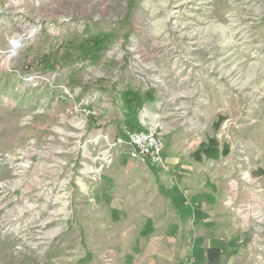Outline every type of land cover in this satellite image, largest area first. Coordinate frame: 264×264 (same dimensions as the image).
<instances>
[{
	"label": "rangeland",
	"instance_id": "374dc122",
	"mask_svg": "<svg viewBox=\"0 0 264 264\" xmlns=\"http://www.w3.org/2000/svg\"><path fill=\"white\" fill-rule=\"evenodd\" d=\"M129 92L160 99L176 123L196 109L236 114L238 177L253 188L264 0H0V264H95L109 217L91 189L127 144L111 143Z\"/></svg>",
	"mask_w": 264,
	"mask_h": 264
},
{
	"label": "crops",
	"instance_id": "0c3cea01",
	"mask_svg": "<svg viewBox=\"0 0 264 264\" xmlns=\"http://www.w3.org/2000/svg\"><path fill=\"white\" fill-rule=\"evenodd\" d=\"M161 103L154 98L141 115L143 128L157 126L163 133L165 168L131 156L128 144L121 146L91 189L109 221L98 224L101 240L88 259L95 264H262L264 172L252 169L253 188L240 184L239 142L229 124L236 114L212 107L197 115L196 109L176 123ZM258 215L263 217L257 220ZM256 222L263 225L262 236L250 242Z\"/></svg>",
	"mask_w": 264,
	"mask_h": 264
},
{
	"label": "built area",
	"instance_id": "2783aa9c",
	"mask_svg": "<svg viewBox=\"0 0 264 264\" xmlns=\"http://www.w3.org/2000/svg\"><path fill=\"white\" fill-rule=\"evenodd\" d=\"M86 110V113H90ZM139 123L144 125L143 120ZM113 145L127 143L131 147L130 155L138 157L154 166H164L163 146L160 133L154 127L143 128L142 130H129L123 126L121 134L115 137Z\"/></svg>",
	"mask_w": 264,
	"mask_h": 264
},
{
	"label": "trees",
	"instance_id": "16d2710c",
	"mask_svg": "<svg viewBox=\"0 0 264 264\" xmlns=\"http://www.w3.org/2000/svg\"><path fill=\"white\" fill-rule=\"evenodd\" d=\"M128 95L129 98L125 100L126 106H128V110L125 112V127L129 130H142L143 127L140 125L136 113L144 103L153 99L149 95L141 97L138 92H129Z\"/></svg>",
	"mask_w": 264,
	"mask_h": 264
},
{
	"label": "bare ground",
	"instance_id": "6f19581e",
	"mask_svg": "<svg viewBox=\"0 0 264 264\" xmlns=\"http://www.w3.org/2000/svg\"><path fill=\"white\" fill-rule=\"evenodd\" d=\"M12 45H19L20 41H18V39H13L11 42Z\"/></svg>",
	"mask_w": 264,
	"mask_h": 264
}]
</instances>
